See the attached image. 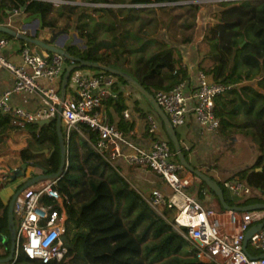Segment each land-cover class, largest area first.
I'll return each instance as SVG.
<instances>
[{"label":"trees","instance_id":"trees-1","mask_svg":"<svg viewBox=\"0 0 264 264\" xmlns=\"http://www.w3.org/2000/svg\"><path fill=\"white\" fill-rule=\"evenodd\" d=\"M83 1L124 4L121 0ZM182 1L185 0H129V4L152 2L168 4L147 10L133 7L94 8L100 12L104 23L98 21L93 29L87 27L88 21H82L80 18L73 24L72 21L66 23L62 30L69 32L73 28V32L84 41V46L79 48L77 45L67 43L64 49L75 59L97 62L99 65L128 73L153 95L158 91L167 92L182 81L188 82V67L183 63L180 54L170 48L165 41L150 38L144 40L139 35V31L144 26L151 21H157L154 16L144 18L141 14L146 11L155 15L158 9L173 10L179 7ZM182 6L195 12L199 8V4L195 3ZM22 7L26 14L40 13L43 17V27L50 31L57 30L55 21L47 19L54 7L47 1L1 0L0 15H6L7 10L19 11ZM218 7L219 9L212 14L214 22L207 24L198 42L200 57L196 63L197 72H203L215 83L228 86L261 74L262 79L259 83L264 84V1L221 2ZM74 8L75 6L62 4L59 14H64L68 19V16L73 14ZM129 23L135 24L137 30L128 28L126 25ZM99 32H104L105 37L100 39ZM119 34L121 36H118ZM2 36L9 40H17L6 34ZM129 39L137 41L139 45L135 46ZM182 42L188 44L191 38ZM20 44V49L33 46L21 40ZM201 44L208 45V52L202 53L199 46ZM151 45L154 51L149 52V56L143 57V52ZM107 50L110 54H107ZM125 51L141 54L134 70H127L118 62ZM69 64L70 62L65 59V69ZM95 70V74L107 73L100 69ZM114 77L115 97L104 101L103 106L111 104L118 114H122L126 105L120 86L129 85L122 77L115 75ZM222 96L221 94L214 98V112L220 117V125L223 122V115L218 110V104ZM146 102L157 116L150 102L148 100ZM107 116L112 123L108 113ZM157 118L164 128L161 119L158 116ZM14 121L12 115L0 112V141L8 132L27 131L30 139L27 146L19 152L20 161L28 165L36 163L46 169L47 173L56 172L60 164V149L54 120L41 126L34 122L25 123L23 127ZM124 126L127 129L130 125L124 122ZM82 129L92 138L95 136L85 125H82ZM261 135L262 154L253 165L260 167L261 171L255 173V177L252 178L247 175L248 169H245L240 176L241 178L248 176L249 183L252 180L259 188L264 189V133ZM36 142L40 144L48 142L50 145L49 154L42 162L36 160L38 155L33 152V144ZM64 143L68 164L66 171L57 181L56 188L65 198L67 213L65 241L68 248L60 262L48 264H211L200 261L189 242L153 210L120 170L110 166L81 135L72 132L68 141L64 139ZM167 143L175 153L171 141L168 140ZM181 148L187 159L186 150L182 146ZM174 156L177 160L176 155ZM3 185L0 182V188ZM200 185L209 189L203 181H200ZM220 186L225 193L227 203L234 204L224 190L223 183ZM209 191L212 192L210 189ZM7 207V203H4L0 197V229L5 233H8ZM164 215L167 216L166 213ZM7 254L8 250L1 257ZM7 264L44 263L39 259L28 258L20 248L15 259Z\"/></svg>","mask_w":264,"mask_h":264},{"label":"built area","instance_id":"built-area-1","mask_svg":"<svg viewBox=\"0 0 264 264\" xmlns=\"http://www.w3.org/2000/svg\"><path fill=\"white\" fill-rule=\"evenodd\" d=\"M242 1L256 3L264 0H201L202 3L216 6L221 2ZM182 3L188 2L182 1L179 4ZM166 5L168 4L152 2L128 5L108 3L105 6L143 9ZM14 12L17 13L16 10ZM8 44L9 39L0 37V68L6 70L13 79L11 87L0 96V112L12 115L14 123L20 127L30 122L52 121L59 115L61 125L64 126L62 135L65 141L69 140L72 132H77L116 170L118 159H122L129 167L143 166L152 170L170 192L151 189L148 194L139 192L140 195L189 242L200 261L211 264H264V257H257L264 253V227L248 240L260 251L258 255L250 257L243 246L245 232L253 224L259 223L263 211L226 210L218 213L205 208L186 190L197 177L189 172L179 175L184 168L175 159V153L167 141L153 138L149 147H141L130 139L132 131L129 130L126 134L109 121L103 102L115 97L114 75L99 73L74 76L73 92L68 94L66 91L61 102V81L66 58L56 52H44L40 56L23 47L19 50V60L15 63L4 56L3 52ZM230 88L231 86L213 82L203 72H197L195 84L182 81L167 92H156L154 98L175 130L183 126L189 115H192L203 132L216 133L220 120L214 112V98ZM15 94L38 96L43 106L34 112L26 111L12 104L11 98ZM147 122L148 132L154 136L158 121L155 116L148 115ZM82 125L95 136L92 138L85 133ZM67 164L65 162L64 168ZM31 177L33 176L28 179ZM59 178L60 176L41 180L25 188L16 197L13 207V216L19 219V226L15 227L16 254L21 248L28 258L39 259L44 264L58 263L65 257L68 248L65 241L67 213L65 198L56 188ZM224 187L237 197L249 193V187L241 180L225 182ZM165 210L173 213L172 220L164 215ZM223 215L232 228L231 231L222 225Z\"/></svg>","mask_w":264,"mask_h":264},{"label":"crops","instance_id":"crops-1","mask_svg":"<svg viewBox=\"0 0 264 264\" xmlns=\"http://www.w3.org/2000/svg\"><path fill=\"white\" fill-rule=\"evenodd\" d=\"M42 1H47L54 5L47 19L55 21L57 31L62 30L59 26L67 17L64 14H59L61 4H76V0ZM121 1L124 4H129V0ZM21 9L17 11V13L14 12L15 10H7L6 15H0V24L19 30L21 28V20L30 16L24 13V10L21 12ZM9 19L10 24H8ZM39 24L37 20H32L26 26L27 30L29 32L35 30L37 38L49 39L50 30L45 27L39 30ZM66 33L68 34V38L64 40L63 37H59L56 41L57 46H61L64 40L62 45L64 48L72 34L73 40L77 38L72 31ZM20 47V41L9 40V44L3 52L4 56L8 60L17 63L19 60ZM30 50L35 51V47L32 46ZM183 63L186 65L185 60H183ZM188 71V83L190 85L195 84L197 71L190 66H188ZM260 75L261 74L254 77L251 76L249 79H242L238 84L232 85L229 90L222 94L223 96L218 104V110L223 115V122L216 133L203 132L192 115H189L186 123L179 127L178 131L181 132L180 136L176 129L180 145L184 147L187 152L188 162L220 184L223 183L224 185L225 182L238 180L244 182V180L249 178L248 176L254 178L255 173L261 171L260 167L253 166L257 158L262 154L263 146V144H261V133H264V84L259 83V80L262 79ZM12 83V76L6 70L0 68V96L6 89L11 87ZM120 87L125 96L124 103L126 105L122 114H118L111 104H106L103 108L109 114L114 125L126 134H128L129 130L132 131L130 139L139 146L147 148L150 146L152 139L155 137L158 138L160 130H164V128H162L158 119L157 132L154 136H151L148 132L147 116L156 115L148 106L146 102L147 99L145 100L141 94L134 91L129 86L124 85ZM11 99L12 104L20 106L29 112H34L43 106L42 100L38 96L31 94H15ZM121 118L122 121H120ZM218 118L220 119L219 116ZM124 122H128L130 125L127 129L125 128L126 126H124ZM8 133L7 137L5 135L0 141V182L2 178L8 175L9 171L13 172L19 169V152L27 146L29 138L27 131H14ZM116 164L121 174L139 192L145 193L149 192L151 189H160L167 193L170 192V189L165 186L160 177L149 168L143 166L129 167L122 159H118ZM245 169H248V176L241 178L240 175ZM183 174H188V171L183 172ZM10 182L12 181H4V185L1 187V190L9 189V187L12 189V192L9 194H6L7 191H5L6 193L4 195L0 194L4 203L9 201L13 192L21 186L20 184L22 181L18 182V180H15L13 183ZM247 185L249 187V193L243 196L237 197L227 190V195L234 201V204H228L225 200L226 203L230 206L240 207L264 203V189L259 188L252 180L250 183L247 180ZM186 190L191 196L201 202L205 208L212 209L218 213L226 211L217 196L210 192L209 189L203 188L200 185L199 179H193L192 184ZM6 195L8 196V200L5 199ZM259 211H263L262 218L259 221L262 222L264 220V210ZM222 223L225 229H228V231L232 230L227 224L224 215L222 217ZM255 225L256 224H253L252 226ZM0 234H2L5 239H8L6 246L4 243H0V258H4L7 257L10 252V234L9 230L8 233H5L1 229ZM6 250H8L7 256L1 257ZM246 251L250 255H258L260 253L249 241L246 245Z\"/></svg>","mask_w":264,"mask_h":264},{"label":"rangeland","instance_id":"rangeland-1","mask_svg":"<svg viewBox=\"0 0 264 264\" xmlns=\"http://www.w3.org/2000/svg\"><path fill=\"white\" fill-rule=\"evenodd\" d=\"M186 2H191L195 4H199L198 10L195 12L194 10L190 8H186L182 5L184 3L179 4V7L173 9V10H156L155 15L152 13H146V11L142 12L141 15H143L144 18H149L151 16H154L157 18V21H151L147 26H144L140 31L139 35L142 36V38L145 39H159L165 41L170 48H172L174 51H177L181 58L182 61L185 60V63L191 68L196 69V63L199 59V54H198V42L201 40L204 30L209 23L214 22V18L212 17V14L219 9L218 6L215 4H208V3H202L201 0H185ZM108 4L107 2H99V3H87L84 2L83 0H76V4H66V5H72L75 6L74 12L72 15L68 16V19L64 20V22L59 26V28L64 27L66 23H75L78 21V18L82 21H88V28L93 29L96 27V23L101 20V14L99 11L94 10V8H107L105 5ZM119 4V3H116ZM62 5V4H61ZM65 5V4H64ZM128 5V4H124ZM121 8L127 7V6H119ZM111 8H117L116 7H111ZM147 10L148 8H143ZM90 15L91 17H86ZM101 23H104V20L100 21ZM128 28L131 30H137V26L135 24L129 23L126 25ZM73 29V28H72ZM71 31L73 32L74 30ZM57 31V30H56ZM74 36H76V43L79 48H82L84 46V41L81 40L75 32ZM3 33H0V37L2 36ZM118 36H121L119 34ZM98 37L102 39L104 36V32L98 33ZM191 38V42L188 44H184L182 41L185 39ZM73 40V34L70 36V40L67 43H70ZM118 40V38L116 39ZM135 46H138L139 43L133 39H129ZM127 41V40H126ZM66 43V44H67ZM72 44V43H70ZM74 45V44H72ZM66 46V45H65ZM64 46V48H65ZM202 53L208 52V45L207 44H201L199 45ZM32 46L28 47L29 49ZM120 49V48H119ZM153 46L147 47V49L143 52V57L149 56V52H153ZM102 52H105L102 50ZM49 53V52H48ZM107 54H110L109 50H107ZM175 55H178L174 52ZM121 59L118 61L120 64H122V67L127 69V70H134L136 67V61L141 56L139 53H130L128 51H125L124 54H122ZM112 57V56H111ZM138 66V64H137ZM96 70L94 68H89V67H80L75 70H73L71 76H70V82L68 85L67 93L71 94L73 92V87H72V79L76 75H87V74H95ZM154 116V115H153ZM155 118L158 120L157 116ZM55 121V119H54ZM160 123V120H159ZM163 128V127H162ZM62 133H64V126L61 125ZM179 128H177L178 131ZM10 134V133H8ZM179 136L181 135V132L178 131ZM177 134V135H178ZM7 137V135H6ZM156 138V137H155ZM30 138H28L29 141ZM160 140H165L168 141V136L166 132L162 129L160 130V133L158 134V138ZM27 142V141H26ZM49 148L50 145L49 143H34L33 144V152H36V160L38 162H42L44 157L48 156L49 154ZM44 152V150H46ZM52 150V149H51ZM66 151V148H65ZM67 162V160L65 161ZM23 162L19 160L18 168ZM36 164V163H35ZM41 171L39 168L34 167V165H28L25 174L21 178H17L18 182H25L29 176H34L36 174H39ZM183 172H186L185 169L179 172L180 176H183ZM12 175V172L9 171L8 175L5 176V178H2V183L4 181H8L10 176ZM15 181H12L10 183H13ZM9 183V184H10ZM11 187L9 189H3L1 190L0 188V194L4 195L7 191L6 194H9L11 191ZM224 190L227 191V189L224 187ZM148 194V192H145ZM227 193V192H226ZM5 199L8 200V196H5ZM164 213H166L167 217L172 220L173 219V213L169 210H165ZM14 224L15 227L18 228L19 226V219L18 217H14Z\"/></svg>","mask_w":264,"mask_h":264},{"label":"water","instance_id":"water-1","mask_svg":"<svg viewBox=\"0 0 264 264\" xmlns=\"http://www.w3.org/2000/svg\"><path fill=\"white\" fill-rule=\"evenodd\" d=\"M24 8L21 9V12H23ZM32 20H37L39 24V30L43 29L42 25V16L40 13H35L30 16H27L26 18H23L21 20V28L18 29H13L9 26L0 24V33L9 35L13 37L14 39L21 40V41H26L31 43L35 47V52L43 56L44 52H56L61 55H63L69 62L70 64L66 67L62 81H61V90H60V100L61 102L64 100L65 97V92H66V87L70 78L71 72L73 70L80 68V67H89V68H95V69H100L102 71H105L107 73H110L115 76L122 77L129 86H131L133 89H135L139 94H141L145 99H147L150 104L152 105L155 113L157 116L161 119L164 130L171 141L175 155L177 157L178 162L183 166V168L188 171L189 173L195 175L200 181H203L206 186L217 196L219 199L220 203L222 204L223 208L225 210H235V211H253V210H264V203H259V204H251V205H246V206H230L226 203L225 197H224V192L219 183L215 180H213L211 177H209L207 174L202 172L201 170L195 168L193 165H191L188 160L185 158L184 153L182 152V148L177 136V132L173 125L171 124L169 118L165 114V112L162 110V108L157 104L154 95L149 93L147 90H145L141 84L133 78L131 75L128 73L111 68V67H106L99 65L97 62H89V61H83L80 59H75L72 56H70L65 49L62 47L64 40L68 38V34L63 31V30H52L50 31V38L45 40L41 38H37L35 30L29 32L27 30V25L32 21ZM59 37H63L64 40L62 41L61 46H57L56 41ZM72 44L76 43V39L71 42ZM51 120H42L37 122L38 125H44V124H49L51 123ZM54 125L57 131V136H58V144H59V149H60V164L59 168L56 172L53 173H47L46 169L41 168L38 164H34V167L40 169V173L34 175L27 181H25L21 186H19L15 192L12 194L10 197L9 201L7 202V217H8V230H9V240H10V252L7 257L0 258V264H6L9 263L10 261L15 259L16 256V246H15V224H14V216H13V207H14V201L16 197L19 195L20 192H22L25 188L36 184L37 182L44 180V179H49V178H57L61 176V174L66 171L65 166V161L67 159L66 156V151H65V143H64V138L62 135V129H61V118L59 115L56 116ZM44 150V152H46ZM53 149L51 150V152ZM36 153V152H34ZM28 167L27 163H22L19 167V169L15 170L12 172V175L10 176L9 180L10 181H15L17 178H20L23 176L26 172V169ZM244 184L247 185V180H244ZM264 227V220L262 222H259L255 226H252L245 232L244 236V251H246V245L250 237L259 231L261 228ZM8 239H5L2 234H0V243H4L6 246V242ZM249 255V254H248ZM251 257V255H249ZM257 257H264V253L259 254Z\"/></svg>","mask_w":264,"mask_h":264}]
</instances>
